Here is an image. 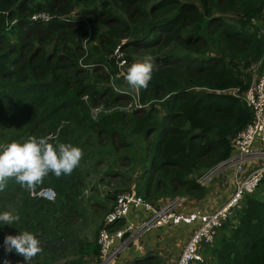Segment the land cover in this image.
<instances>
[{"label": "trees", "instance_id": "1", "mask_svg": "<svg viewBox=\"0 0 264 264\" xmlns=\"http://www.w3.org/2000/svg\"><path fill=\"white\" fill-rule=\"evenodd\" d=\"M118 47L128 62L153 57L152 80L138 91L146 107L122 108L132 94L115 65ZM263 72L264 0H0V146L50 137L84 153L71 176L50 173L34 192L8 180L0 213L20 220L0 224V264H99L108 212L93 240L83 235L84 191L118 149L132 169L110 175L134 174L136 196L203 199L197 179L229 157L252 118L238 96L220 92L240 95ZM23 231L43 249L26 262L4 246ZM201 254L193 264H264V202L244 195Z\"/></svg>", "mask_w": 264, "mask_h": 264}, {"label": "built area", "instance_id": "2", "mask_svg": "<svg viewBox=\"0 0 264 264\" xmlns=\"http://www.w3.org/2000/svg\"><path fill=\"white\" fill-rule=\"evenodd\" d=\"M125 56L121 47L113 52L119 77L124 80L127 72ZM124 82L128 84L126 80ZM132 93L134 96H130L129 109L125 110L146 107L141 105L138 92L132 89ZM220 93L238 96L251 111L252 118L231 140L229 157L200 176L197 183L201 188H210L219 173L225 171L226 183L233 189V194L211 212L198 209L191 211L187 207H181L184 199L170 202L162 208H155L136 196V192L132 190L119 194L98 232L99 264H112L128 246L139 243L153 230L170 226L193 227L174 264L202 261V248L212 244L214 232L221 228L233 210L239 207L242 194H252L259 186L264 178V72L240 95L237 90Z\"/></svg>", "mask_w": 264, "mask_h": 264}, {"label": "clouds", "instance_id": "3", "mask_svg": "<svg viewBox=\"0 0 264 264\" xmlns=\"http://www.w3.org/2000/svg\"><path fill=\"white\" fill-rule=\"evenodd\" d=\"M84 42L87 43V40ZM83 66L95 67L91 64ZM153 69V57L145 56L142 62L133 63L128 68L125 75L128 84L125 82L124 84L131 91L147 89L152 80ZM49 139L50 137L39 139L30 137L23 144L12 142L0 146V192L4 191L9 179H14L21 188L34 192L50 173L57 179L62 176H71L80 166L84 156L83 150L65 143L54 146L49 143ZM19 220V215L11 211L0 213V224L10 226ZM4 246L6 252L14 251L15 254L22 256L25 262L43 251L40 240L28 231L19 232L15 236H6Z\"/></svg>", "mask_w": 264, "mask_h": 264}, {"label": "rangeland", "instance_id": "4", "mask_svg": "<svg viewBox=\"0 0 264 264\" xmlns=\"http://www.w3.org/2000/svg\"><path fill=\"white\" fill-rule=\"evenodd\" d=\"M127 52V50H126ZM129 56V53H127ZM130 62V63H129ZM127 61L128 68L136 62H141V59L138 55H135V57L133 56L131 58L130 61ZM252 74H256L258 73V65H254L252 68V71H250ZM258 77L255 76V79ZM122 88L128 90L126 88V86H122ZM123 89V90H124ZM132 95L134 96V93H132ZM130 103V100L125 102V105L122 104V108H127L128 104ZM126 106V107H125ZM159 111L161 112V109L158 108ZM115 156L118 157V159L115 160H109L108 162L101 160L100 161V165L96 166L93 170H91V174L90 177L88 178V183L87 186L85 187V191H84V197H85V202L83 205V215L86 218V224L85 227L83 229V235H85L87 238H89L90 240L94 239V230L95 227H97L98 225L101 226L102 222H103V218L105 216V214L107 212H109V209L113 206L114 204V199L112 198V196L117 192L118 193H123L126 191H129L130 189L132 190V188H134V184H135V175L131 174L130 177V181L125 180V178L121 179L119 177H114L112 175H110V171L112 172H120L123 175L128 176L129 172L131 171L132 167L130 165V163L126 160V158H123V151L118 149L116 150ZM87 167H91V164L89 163L87 165ZM226 174L225 171H221L219 173V176L216 180H214V185L215 187L213 189L211 188H207V187H203L204 193L208 194L210 192L213 191H219V193H224V191L226 190L223 189V177L225 178ZM260 187V190H264V178L261 179V183L259 184V186L256 188L258 190V188ZM255 190L253 195H257L259 193V191ZM257 191V192H256ZM218 193V192H217ZM231 194H233V189L231 190ZM246 193L242 194V198L244 197ZM205 196V195H204ZM179 199H184L185 201L181 204V207H187L188 209H194L197 208L198 206L202 205V200H198V194L196 193L193 196H190L189 193H181L179 195L174 196L173 198H169V199H161L158 200L157 202H153V204L151 202H149L150 205L155 206V208H162L163 206H165L166 204L179 200ZM206 208H209L208 204L206 205ZM230 218V216L227 218V220ZM161 230V229H160ZM190 232V229H187ZM158 232L161 233L158 229L153 230L152 232ZM181 231L176 230L175 233H172V235H170L169 238H171V241L169 242L171 247H181V243L179 241H181L183 238V232L179 233ZM151 233V232H150ZM148 235V234H147ZM146 236V235H145ZM145 238V237H144ZM176 241V242H175ZM176 244V245H175ZM178 249V248H176ZM180 249V248H179Z\"/></svg>", "mask_w": 264, "mask_h": 264}, {"label": "crops", "instance_id": "5", "mask_svg": "<svg viewBox=\"0 0 264 264\" xmlns=\"http://www.w3.org/2000/svg\"><path fill=\"white\" fill-rule=\"evenodd\" d=\"M223 183H224V185L222 186L223 189L228 187L226 183V179L224 177H223ZM214 187L215 185L214 183H212L210 188L213 189ZM231 190L232 188L228 187L226 188L224 193H219V191H213L208 194L206 193L202 200V205L198 206L197 208H194V210L198 209L203 212H211L217 209L231 196ZM257 191H259V193L257 194V197L264 202V190H260V187H259ZM207 204L209 208H206ZM185 211L190 212L188 210H185ZM187 229H190V232ZM158 230L161 233H158L155 231L151 232L148 235L144 236L145 238L143 237L141 239L142 241H140L139 243L128 246L112 264H126L138 258H144L147 256H150V257L153 256L156 259H159L160 264H174L176 260L178 259L179 254L181 253L183 249V246L188 241L191 235V231L193 230V227L191 226H179V227L170 226V227H162V228H159ZM176 230L183 232V236H182L183 239L179 241L181 243V247L175 246L173 248L169 244V242L171 241V238L169 237L170 235H172V233H175Z\"/></svg>", "mask_w": 264, "mask_h": 264}, {"label": "water", "instance_id": "6", "mask_svg": "<svg viewBox=\"0 0 264 264\" xmlns=\"http://www.w3.org/2000/svg\"><path fill=\"white\" fill-rule=\"evenodd\" d=\"M132 191H133V192H135V189H134V188H132Z\"/></svg>", "mask_w": 264, "mask_h": 264}]
</instances>
